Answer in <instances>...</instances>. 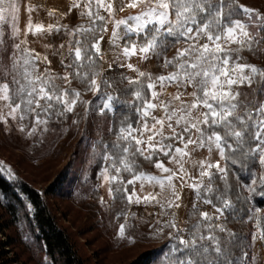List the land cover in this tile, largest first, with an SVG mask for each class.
I'll list each match as a JSON object with an SVG mask.
<instances>
[{"label":"snow or ice","instance_id":"obj_1","mask_svg":"<svg viewBox=\"0 0 264 264\" xmlns=\"http://www.w3.org/2000/svg\"><path fill=\"white\" fill-rule=\"evenodd\" d=\"M35 7L27 5L29 19L24 39H19L18 0H0V25L11 17L12 38L7 45L0 29L2 131L31 139L49 131L52 122L66 121L69 113L76 126L90 113L98 114L106 119V130L115 140H99L104 165L97 174L100 183L94 187H105L113 202L159 205L156 215L167 219L149 223L141 218L148 229L141 235L167 238V264H264V204L251 203L257 195L264 197V67L242 55L244 51L264 55V11L240 0H119L118 4L115 0H72L60 18L75 8L87 23L70 28L59 22L34 24L30 14ZM125 8L136 12L118 16L117 11ZM56 14V9L48 11L50 17ZM61 29L72 37L70 62L60 60L62 73L47 66L51 64L47 55L27 47L29 32L44 35ZM109 31L115 58L107 62V69L127 68L136 75L120 73L118 79L104 75L101 41ZM171 48L176 50L168 57ZM136 55L143 61L162 58L159 66L172 70L153 76L133 63L120 62ZM37 61L45 63L43 70ZM72 80L83 88H73ZM166 85H174L176 91L164 100L160 95ZM87 92L97 97L95 104L84 99ZM127 95L132 99L123 98ZM78 104L83 106L82 115L75 111ZM117 105L127 107L130 114L123 115ZM92 147L95 152L96 144ZM200 149H206L207 156L194 158ZM213 152L217 159H212ZM139 159L153 163L159 174L143 171ZM235 165L239 168L233 172ZM244 171L249 172L247 181L238 175ZM0 172L16 179L11 166L2 160ZM125 173L131 178L126 179ZM230 173L234 183L229 181ZM217 179L222 187L215 184ZM136 181L142 192L145 183L160 191L138 195ZM178 184L180 189L194 191L188 211L189 221L194 222L181 221L175 210H166L180 207ZM196 201L211 205L214 211L202 210ZM237 202L247 206L242 214L236 211ZM99 203L106 211L111 207L103 196ZM27 210H34L31 203ZM226 212L241 225L253 222V230L246 234L229 228ZM121 216L124 222L119 224L117 237L135 243L137 237L126 232L132 227L129 212L116 213V219ZM44 260L47 264V257Z\"/></svg>","mask_w":264,"mask_h":264},{"label":"rangeland","instance_id":"obj_2","mask_svg":"<svg viewBox=\"0 0 264 264\" xmlns=\"http://www.w3.org/2000/svg\"><path fill=\"white\" fill-rule=\"evenodd\" d=\"M72 0H18L20 5L18 27L21 29L19 39H24V29L29 19V13L26 11L27 5L36 6L31 12V20L35 24L37 22L47 25L49 23L67 24L73 27L80 23H87L86 17H80L78 10L73 8L72 11L63 18H60L59 13L68 12ZM241 3L247 6H254L264 11V0H240ZM118 4L119 0H115ZM115 6V4H114ZM56 9L55 16H49L48 11ZM136 9L125 8L123 12L117 11L118 16H126L130 13H135ZM11 17L0 25V29L4 32L3 39L7 45L12 43L11 38ZM111 24H109V30ZM250 30L254 31V27L250 26ZM107 37L105 44V63L103 67L106 69L104 75L113 69H107V62H112L115 58V53L112 46L108 43V33H104ZM72 37L65 35L63 29L60 32L53 31L44 35L33 34L27 35V47L34 49L36 53L47 55L51 64L47 65L55 72H63L64 68L60 64L61 57L64 62H70L68 55V42ZM63 44L64 47L59 46ZM123 44V41L121 42ZM51 45V47H45ZM23 48L24 45H21ZM179 47V45H177ZM175 48L167 51L166 55L171 57L175 53ZM247 58L248 62L264 67V55H253L248 51L242 53ZM121 63H133L142 70L151 72L153 76L164 74L171 71V68L165 69L160 67L162 58L158 61L155 57L151 60L143 61L138 55L131 57L129 60H121ZM40 69L43 70L45 63L37 61ZM125 75H136L135 72L127 68H119ZM69 71H71L69 69ZM66 86V85H65ZM73 88H83L76 80H72ZM156 90L159 91V85ZM190 90V89H189ZM174 85H166L165 90L161 93L160 98L167 100L169 94L175 93ZM149 96H150V92ZM84 99L93 101L95 104L97 97L91 92L83 93ZM186 98V97H185ZM76 112L83 114V106L79 105L75 109ZM94 113H90L87 119L81 120L79 125H73V114H68V119L61 122H52L49 125V131L42 136L37 133L31 139H24L21 134L13 131L11 134H6L0 126V160L11 166L16 174V180H21L31 188L42 195L48 209L56 216L59 228L63 229L73 243L77 254L84 261V264H130L144 253L150 252L164 243L168 242L167 238H149L141 235L147 229V224L159 219H167V217H158L161 209L156 204H135L128 206L126 201L113 202L106 191L105 187L95 188L94 186L100 181L97 179V174L92 176V168L99 160H103L100 156L99 148L93 147L91 144V134H99L91 129V118ZM154 114L158 115L159 113ZM67 128V131H63ZM107 125L104 123L103 133H108ZM98 136V135H96ZM93 137V136H92ZM90 145V146H89ZM192 146L190 145L189 148ZM207 156L206 149H200L194 153V158L201 159ZM215 152L212 154V159H217ZM167 166L168 164L165 160ZM193 174H198L191 164H186ZM146 169L151 170V173L159 174L155 169L154 164L148 162ZM0 174L8 179L3 172ZM125 178L131 177L125 173ZM135 189L138 195H143L146 192H159V187H153L148 183L144 184L143 192L139 181L134 182ZM129 191L132 185H129ZM180 191L181 201L180 207L176 209H166L171 212L176 211L178 218L181 221H189L188 211L191 208L192 201L195 199L194 191L188 187L182 189L177 185ZM54 190V191H53ZM53 191V192H51ZM103 196L105 201L111 206L106 211L99 203V197ZM264 198V197H263ZM196 203L202 210L213 212L211 205H203L200 201ZM27 208V205H26ZM129 212V223L131 228H126L129 235L136 236L135 243H128L117 237L116 233L120 223L124 222L123 216L116 219V213L121 210ZM136 213V216H131V213ZM0 216H3V211L0 209ZM2 224L8 226L6 234L12 238V256L16 263L14 264H45L44 258L47 257L42 251L40 244L35 240V234L27 230L25 224L14 221L13 225L9 223V219L5 216L2 219ZM194 222V219L189 221ZM250 223V232L253 230V222ZM167 231V229H166ZM259 243V242H257ZM47 264H51V260L47 257ZM259 264V262H257Z\"/></svg>","mask_w":264,"mask_h":264},{"label":"trees","instance_id":"obj_3","mask_svg":"<svg viewBox=\"0 0 264 264\" xmlns=\"http://www.w3.org/2000/svg\"><path fill=\"white\" fill-rule=\"evenodd\" d=\"M264 35V33H261ZM123 71L119 68H114L112 71L108 72L106 76L119 78V74ZM62 83V81H57ZM127 82L125 81V84ZM120 88H123L124 85H119ZM146 94L149 93L146 90ZM124 99L131 100L130 95L123 96ZM117 110L122 112L123 115H129V109L123 105H117ZM92 124L91 129L96 131L99 134H91V146L93 143L96 144V148L101 149L99 140L102 138L106 142H111L115 140V135L111 133H103L104 123H106L105 118H101L98 114L94 113L91 118ZM99 125V127H97ZM98 135V136H96ZM89 145V146H90ZM138 163L140 167L145 172H151V170L146 169V164L148 161L139 159ZM100 167H102V161L99 160L92 168V176L96 175L99 172ZM258 170V164L255 166ZM239 168V165L232 166V171L236 172V169ZM245 181H247L249 172H239ZM230 183H234V176L230 173L229 176ZM217 186L222 187V182L217 179L215 181ZM54 191V190H53ZM51 191V192H53ZM121 201L120 199L115 200V202ZM261 203H257V202ZM31 203L33 205V211L29 212L26 208V205ZM252 204L260 207L264 204V198L260 195L255 196L252 201ZM247 210L246 205H242L239 202L236 203V211L239 214L241 209ZM0 209L3 211V216H0V264H14L16 263L11 255L13 252V242L10 235L6 234V229L8 226H4L2 223L3 217L9 219V223L13 225L14 221H21L22 224H25L27 230L31 235L35 234V240L40 244V247L44 254L51 260V264H84V261L79 257L73 243L71 242L68 234L61 228H59L56 220V216L51 213L48 209L47 204L44 202L43 197L36 190L31 188L29 185L24 183L21 180H7L0 174ZM228 217L229 228H232L234 231H240L244 233H250V223L246 225H241L237 221H233L229 213H225ZM250 238V237H249ZM168 242L164 243L160 247L144 253L142 256L135 259L130 264H167L166 253L169 252V247H167Z\"/></svg>","mask_w":264,"mask_h":264},{"label":"water","instance_id":"obj_4","mask_svg":"<svg viewBox=\"0 0 264 264\" xmlns=\"http://www.w3.org/2000/svg\"><path fill=\"white\" fill-rule=\"evenodd\" d=\"M105 39L103 41H101V47H102V51L104 53V50H105V44H106V39L107 37L104 35Z\"/></svg>","mask_w":264,"mask_h":264}]
</instances>
